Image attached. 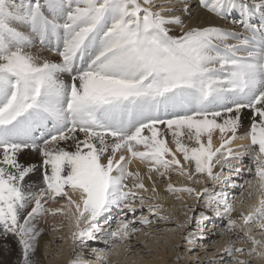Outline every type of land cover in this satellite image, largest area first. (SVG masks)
<instances>
[{
  "label": "snow or ice",
  "instance_id": "6c2138e0",
  "mask_svg": "<svg viewBox=\"0 0 264 264\" xmlns=\"http://www.w3.org/2000/svg\"><path fill=\"white\" fill-rule=\"evenodd\" d=\"M196 6L242 31L186 26L192 0H0V236L16 238L19 264H34L45 214L72 222L70 264H89L76 248L99 241L106 247L93 252L106 262V249L126 246L137 224L168 220L158 203L137 217L156 196L140 194L149 189L129 170L133 160L161 178L175 171L210 181L199 191L167 184L205 205H188L193 215L176 226H189L188 245L213 216L232 238L210 264L264 255V0ZM49 45L58 59L43 56ZM238 139L249 142L233 149ZM31 154L38 163L22 162ZM245 190L259 203L238 221L235 193ZM58 200L65 203L46 207Z\"/></svg>",
  "mask_w": 264,
  "mask_h": 264
},
{
  "label": "rangeland",
  "instance_id": "374dc122",
  "mask_svg": "<svg viewBox=\"0 0 264 264\" xmlns=\"http://www.w3.org/2000/svg\"><path fill=\"white\" fill-rule=\"evenodd\" d=\"M175 7H178L177 4L175 5ZM201 10H203V12L206 14H210L215 21L217 19L221 20V18L214 16L203 8H197V6H193L192 13H194L196 21L199 18L198 12H201ZM231 20H233V18H230V21ZM205 21L209 22L208 25L212 24L210 16L206 17ZM221 21L223 22V19ZM226 21L229 22V20ZM198 24H201V21H199ZM224 24L228 23L224 22ZM232 24L238 25V23L234 22H232ZM49 48L51 49L50 51L43 52L44 56H47L48 58L53 60L58 59L55 54L54 47L52 45H49ZM28 157L29 155L22 156L21 160L24 161ZM178 157L183 163L182 157L179 155ZM247 162V159H245L246 164ZM147 167L149 169L150 165H147L146 168ZM169 174L171 175L170 181L167 179V175ZM149 175H151L153 179L149 180ZM140 178L142 179V177ZM233 178L237 181V183H242L243 181L242 177ZM195 179H199L202 182L194 183L192 181H188L186 177L179 175L175 171L166 174L165 178H161L157 172L150 173L148 170H146V176L143 177L142 181L145 182L147 180L146 182L151 188H149V191L141 192L140 194L146 197L155 195L156 200L146 201V205L143 210H138L136 215L137 217L139 215H149L147 211V204L158 203L163 206L162 214L167 215L169 219L165 221L158 220L157 218L153 217L152 224L148 226L137 224V227L140 228V231L134 233L130 237L126 246H120L114 249H106V251L108 252V260L106 262H100L102 264H121L122 262H125L124 264H142L148 261L153 262V264H210V262L212 261H219L223 256V248L228 246L229 243H232V238H230L227 233L221 235V228L219 227L220 221L218 219L213 216L212 220L207 221L205 228L202 230L203 236L200 239H196L194 244L192 245H188L185 242V234L189 230V226L186 225L182 229L176 227L178 224H183L189 216L193 215V213L188 211V205L196 206L199 209H205V205L203 204V202L197 204L195 197L190 196L187 193H180L175 195L169 193L167 191V184L172 183L177 187L192 186L195 187L198 191L204 187L212 186L210 181H208L204 176H197L195 177ZM126 182L129 185L133 183L131 178ZM153 184L156 188L155 194H153L151 191ZM177 195L179 196V198H177ZM235 195L237 203L235 204L232 218L239 221V214H241L242 212L246 213L249 209L255 207L259 203V194L256 193L252 197H249L247 190H245L243 193L237 191ZM241 200L244 201L243 204L240 203ZM61 203L64 204L65 201L58 200L56 202H50L48 205H46V207L56 209L60 207L59 205ZM209 215H211V213H209ZM55 216L59 220L62 219L59 225L52 221V218L54 217L53 215L45 214L39 218V220L44 219L48 223V235H51L53 237L52 242H49V244H47L44 249L46 251V260L50 262V264H58V262H65L66 264H70V261L74 258V245L71 237V233L74 228L72 225L69 226V223H67L63 215ZM214 225H217V227L214 228ZM253 234L257 239L260 238V232L258 230L254 229ZM197 235H199V233H197ZM90 245L91 247L86 250L79 248H76V250L85 252V259L89 260V264H101L96 258L97 254L93 252V249L105 248L106 246L102 241L90 242ZM235 246L245 247L246 249L249 247L248 245H243L238 241L236 242ZM122 252L124 254H122ZM120 257L122 258L120 259ZM241 259L250 260V264H264V255H253L252 257L243 256L241 257ZM256 259H258L259 261H257Z\"/></svg>",
  "mask_w": 264,
  "mask_h": 264
},
{
  "label": "bare ground",
  "instance_id": "6f19581e",
  "mask_svg": "<svg viewBox=\"0 0 264 264\" xmlns=\"http://www.w3.org/2000/svg\"><path fill=\"white\" fill-rule=\"evenodd\" d=\"M158 2H162V0H158ZM192 4H193V6H196V0H192ZM177 6L178 7H175V9H176L175 14L180 15L181 14V12H180L181 5L179 3H177ZM209 16H210V18L212 20V24H210V25H215V26H219V27H222L223 26V28H226V29L232 30V31H241L242 30V28L239 26V24L238 25L237 24H234V25L232 24L233 20L230 21V18H232V17H228L227 19H223V22L221 21L222 19L221 20H218L217 19L215 21L214 18H212V16L210 14L204 13L203 10H201V12H198V17L199 18H198L197 21H196V18L194 17V13H192L191 16H188L187 14H183L182 15V18L185 20L186 26H188V27H195V26H207L209 22H206L205 20H206V17H209ZM226 20H229V22L226 21ZM199 21H201V24H198ZM224 22H226L228 24H224ZM174 34H179V28H177L175 30V33ZM232 42L235 43V41H232ZM43 56H44V54H43ZM65 78L67 79V75H65ZM244 121H245L244 129H241V132H243L248 127L247 114H245V116H244ZM248 142L249 141H247V140H239L238 139V140H236L233 143L232 147L233 148H238L239 145L247 144ZM213 143H214L215 146H217V147L219 146L220 141H219L218 134L216 136H214ZM177 155L180 156V154H177ZM22 162H24V163H38L39 162V157H37L35 154H31V155H29V157L26 160H24ZM147 165H149V164H147V163H141L140 161L133 160V163L129 166V170L130 171H133V172L138 171L140 173V177H142V179H143V177L146 176V170H148V167L146 168ZM40 176H41V173L40 172H37L32 177V180L33 181H39L40 180ZM146 181L143 182L144 185H145V187L147 189L151 188ZM61 204L59 206H61ZM63 217L66 219L67 223H69V226H71V225L73 226V224L70 221V219H68L66 216H63ZM52 219H53L52 221L55 222L58 225H59V223H61V220H62V219L61 220L57 219L56 216H54ZM37 226L39 228L43 229V232L41 233V236L37 240L36 251H35V254L32 257V259L34 261V264H50V262H48L46 260V256H45V252L46 251L44 249H45L46 245L49 244V242H52L53 237L51 235L50 236L48 235V233H49V231H47L48 223L44 219L37 221ZM122 254H124V253L122 252ZM119 256H121V255H119ZM117 258H118V255H117ZM121 258L122 257H120V259ZM159 259H160V257H159ZM19 260H20V246L18 245L16 238L14 236H8L7 238H5L3 236H0V264H19ZM256 260L259 261L258 259H256ZM100 261L101 260H99V262ZM121 262H122V260H121ZM124 263L122 262L121 264H124ZM58 264H66V263L65 262H61V263L58 262ZM132 264H134V263H132ZM142 264H153V262L148 261V262H144Z\"/></svg>",
  "mask_w": 264,
  "mask_h": 264
}]
</instances>
